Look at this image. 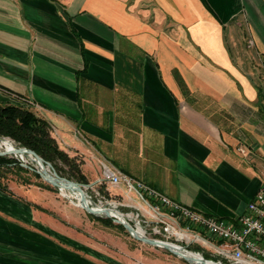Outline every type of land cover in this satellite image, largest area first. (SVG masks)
<instances>
[{
    "label": "crops",
    "instance_id": "1",
    "mask_svg": "<svg viewBox=\"0 0 264 264\" xmlns=\"http://www.w3.org/2000/svg\"><path fill=\"white\" fill-rule=\"evenodd\" d=\"M16 95L88 184L141 204L107 161L234 221L264 185V0H0V103ZM55 211L0 189V264H136Z\"/></svg>",
    "mask_w": 264,
    "mask_h": 264
},
{
    "label": "built area",
    "instance_id": "2",
    "mask_svg": "<svg viewBox=\"0 0 264 264\" xmlns=\"http://www.w3.org/2000/svg\"><path fill=\"white\" fill-rule=\"evenodd\" d=\"M16 98L19 100L18 104L26 107L35 104L22 95H16ZM21 158L24 159L23 156ZM102 167L104 177L111 185L124 183L128 186L129 193L134 192L141 199V204H129L118 199V195H102L96 186L90 185L95 189L96 199L85 190L89 205L100 210L110 209L113 221L114 217L120 216L144 236L175 244L206 259V263L194 261L192 264H264V185L249 201L247 209L234 221H230L193 209L151 184L122 172L107 161L102 162ZM86 187L88 186L84 185L85 189ZM63 189L67 188H61ZM74 193L76 204L79 203L83 208L78 192ZM121 208L126 211H121ZM98 216L109 217L105 213ZM129 234L134 237L130 232ZM192 242L212 247L215 250L214 254L211 253L214 257L208 258L200 251L186 249Z\"/></svg>",
    "mask_w": 264,
    "mask_h": 264
},
{
    "label": "rangeland",
    "instance_id": "3",
    "mask_svg": "<svg viewBox=\"0 0 264 264\" xmlns=\"http://www.w3.org/2000/svg\"><path fill=\"white\" fill-rule=\"evenodd\" d=\"M6 138H9L14 143L16 148H20V146H24L19 144L11 136H0V144L2 140ZM0 149L3 150L2 147H0ZM7 155L16 158L20 163L22 162L27 163L33 168L32 169L30 168L31 169L30 171L20 170L18 168L3 169L5 174L4 177L1 178L2 183L6 187H9V190H11L12 192L24 194L25 196H28L35 201L37 200L42 202L43 205L45 206L56 207V211L53 212L52 216L54 217L53 222L54 219L60 222L58 225L59 227L63 229L65 227L77 237L79 236L81 238H84L85 241L90 243L94 242L97 245L102 246L103 249L109 248L118 251L120 250L130 251L137 249L138 251H133V252H122V253L120 252L121 254H123L124 257L127 258V260L132 259L133 262H135L136 264H143L142 259H144L145 262L150 261L151 264H192L189 260L187 261L184 257L176 254L175 252L173 253L172 251L166 248H163L161 246L160 247L154 246L149 243H144L143 241H140L138 239H133L134 237H132L130 234H128L125 230H123L120 227L108 229L106 226L103 225V223L100 220L95 218L92 215V213L91 215L90 213L88 214V212L84 208L76 204L77 201L75 199L74 190L69 188L61 190L60 187L54 186L50 181L48 182L39 172H37V169H40V166L35 160H33L30 157L29 154H25L26 157L24 159H22L21 156H18L19 154L17 155V153L7 154ZM24 163L22 164L24 165ZM65 168L68 169L67 166H65ZM35 172L39 173L41 177L36 176ZM59 174L67 176L66 172ZM83 184L85 186H88L85 183ZM90 185L93 184H89V186L86 187V189L85 188L84 189L89 194H93V199H96L94 192L95 189ZM51 187H54L55 189ZM96 188H98L101 191L102 195L104 194L106 196H112V197L118 195V199H121L124 202H128L129 204L136 203L135 201H132L130 197H128L127 200L122 198V196L118 193L112 195L108 191H104L103 189L100 188V186L96 185ZM127 190H128V186H127ZM42 191L46 192L49 197L44 200L41 199ZM121 211H126V210L124 208H121ZM134 245L135 247H133L134 248L133 249L132 246ZM191 246L192 247L200 246L202 248L201 250H195L194 247L192 249ZM142 249L144 251H142ZM186 249L193 251L195 250L197 252L200 251V253H202L203 255L205 252L212 254L215 253V250L212 247L206 246L198 242L195 243L192 242L190 247H187ZM187 255L190 254L187 253ZM224 264H226V262Z\"/></svg>",
    "mask_w": 264,
    "mask_h": 264
},
{
    "label": "trees",
    "instance_id": "4",
    "mask_svg": "<svg viewBox=\"0 0 264 264\" xmlns=\"http://www.w3.org/2000/svg\"><path fill=\"white\" fill-rule=\"evenodd\" d=\"M52 131L51 122L38 114L37 110L32 106L26 107L11 102L0 103V136H11L19 144L36 150L45 161H51L59 173L66 172L70 179H77L82 183L88 184L89 181L82 172L81 163L76 157H71L63 147H60ZM7 168H18L25 171H30L31 169L24 166L16 158L0 155V189L12 192L1 181L5 174L3 169ZM35 175L41 177L37 172H35ZM51 188L55 189L54 187ZM92 215L104 225L120 227L129 234L125 226L120 223H114L112 218ZM193 247L195 250H201L202 248L200 246ZM193 247L191 248L193 249ZM204 255L208 258L214 257L208 252H205Z\"/></svg>",
    "mask_w": 264,
    "mask_h": 264
},
{
    "label": "water",
    "instance_id": "5",
    "mask_svg": "<svg viewBox=\"0 0 264 264\" xmlns=\"http://www.w3.org/2000/svg\"><path fill=\"white\" fill-rule=\"evenodd\" d=\"M13 153L29 154L33 158V160H35L40 166V169H37V172H39L48 182L50 181L54 186H57L60 188H63V187L69 188V189L74 190L75 192L77 191L79 194L81 205L88 213L90 214L92 213L96 215H101L105 213L106 216L112 217V213L110 212V209L104 208L100 210V209L94 208L92 205H89V202L86 197V192L83 187L84 186L83 183L77 180L76 181L72 180L67 176L60 175L55 169L53 163L51 161H48V162L45 161L43 157L36 150L29 149L24 146H20V148H16V150L14 149L1 150L0 149V155L7 156V154H13ZM24 165H26L27 167L31 169L33 168L28 164L24 163ZM86 185L89 186V184H86ZM114 221L116 223L119 222L123 226H125L126 229L135 237V239L143 241L144 243L152 244L154 246H158V247L161 246L163 248H166L172 251L173 253L175 252L176 254L184 257L187 261L189 260L190 262H194L196 260L200 262L203 261L206 263V259L204 257L196 256L195 254L189 252L188 250H185V248H180L176 246L175 244L172 245L162 240L159 241L155 238L144 236L140 231L136 230L133 227V225H130L127 221L122 219L120 216L114 217ZM187 253L191 255H187Z\"/></svg>",
    "mask_w": 264,
    "mask_h": 264
},
{
    "label": "bare ground",
    "instance_id": "6",
    "mask_svg": "<svg viewBox=\"0 0 264 264\" xmlns=\"http://www.w3.org/2000/svg\"><path fill=\"white\" fill-rule=\"evenodd\" d=\"M1 145H2V147L5 149H7V148H9V149H14V150H16V147H15V145H14V143L9 139V138H6V139H3L2 140V142H1ZM18 156H23L24 158L26 157L25 156V154H19ZM74 195H76L75 193H74ZM78 205H79V203H78ZM191 255V254H190ZM196 261V260H195ZM197 262H199V261H197ZM200 263V262H199Z\"/></svg>",
    "mask_w": 264,
    "mask_h": 264
}]
</instances>
